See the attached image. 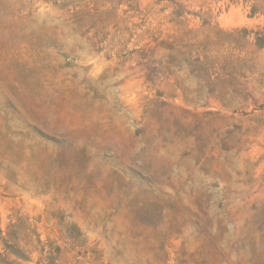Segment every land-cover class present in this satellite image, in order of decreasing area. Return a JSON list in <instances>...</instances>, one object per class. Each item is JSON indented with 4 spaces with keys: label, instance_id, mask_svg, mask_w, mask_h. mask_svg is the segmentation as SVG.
<instances>
[{
    "label": "rangeland",
    "instance_id": "obj_1",
    "mask_svg": "<svg viewBox=\"0 0 264 264\" xmlns=\"http://www.w3.org/2000/svg\"><path fill=\"white\" fill-rule=\"evenodd\" d=\"M0 264H264V0H0Z\"/></svg>",
    "mask_w": 264,
    "mask_h": 264
}]
</instances>
